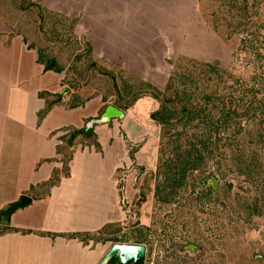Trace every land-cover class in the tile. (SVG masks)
I'll return each mask as SVG.
<instances>
[{"label": "rangeland", "instance_id": "1", "mask_svg": "<svg viewBox=\"0 0 264 264\" xmlns=\"http://www.w3.org/2000/svg\"><path fill=\"white\" fill-rule=\"evenodd\" d=\"M241 1L200 0L196 7H192L195 13L192 10L191 13L184 14L186 17L183 20H177V36L155 37L145 34L131 37V34L128 38L137 40L135 42L130 40L127 45L128 51L124 52H108L105 48L102 49L103 46L100 47L102 50L98 49L99 47L95 49L92 44L95 42L94 39H97L96 36L90 37L80 30L79 18L75 24L72 23L74 20L70 19L71 22L67 25L63 19L41 9L42 30H48L49 33L45 32L48 40L55 39L61 42L59 47L70 43L68 46L65 45L68 52L80 47L81 51L76 53V56L80 57L76 60L81 62V65H91L92 68L98 66L105 73L114 75L117 81L121 78L119 72L130 74L132 78L146 83L159 92L164 91L166 82L174 70V64L184 65L188 61L200 64L216 62L235 78H240L241 82H248L251 78L259 80L263 77L261 70L256 69L258 65L252 61L253 37L249 31L238 30L237 33H232L233 29H227L225 26V19L231 25L239 23L238 8ZM245 1L248 5L255 4V0ZM32 3L39 5L35 1ZM151 9L154 12L153 8ZM250 12L258 14L257 23H263L264 0H259L258 9ZM37 13H32L36 21ZM12 18L16 19H11L10 23L17 25L22 14L20 12L12 14ZM22 20L21 30L28 34L30 24ZM1 21L9 24V20ZM252 22L255 23V20ZM180 23L182 28L179 27ZM46 34H41L43 36L41 39H46ZM120 37H117L118 40ZM169 38L174 39L172 41ZM161 41H164V45L158 43ZM49 47H46L49 50L45 48V54H42L43 61L52 59L51 55L57 48ZM67 56L68 54L65 55L64 61ZM69 69L70 66H66V71L58 74L60 81L56 93L62 95V105L66 108L73 105L80 109L92 97L91 101L102 102L101 111L97 112L95 117L82 120V127L65 126L58 134L52 133L50 138L67 134L70 127L81 130L88 121L99 119L108 107H113L111 99L102 101L101 96H95L97 92L94 88L81 87L79 85L82 84L81 81L76 82L77 86L71 80L68 81L66 74ZM182 71L186 72L185 75L191 72L189 68H182ZM140 86L136 85L135 89H139ZM49 90L50 87L47 91ZM236 95L238 97L237 93ZM157 108L158 104L155 101L141 99L130 109L121 111L124 113L122 119H111L107 124L94 125L90 130L92 132L90 136L91 139L94 138L93 142L97 144L98 149L89 144V141H92L90 138L86 139L79 135L76 139L78 141L76 149L83 152H87L88 148L94 149L97 157L105 158L107 162L112 157L113 176L110 182L114 188L116 202L110 205L113 208L110 212L102 214L109 216L106 217L107 220L111 219L104 225L120 224L121 229L119 233L109 234L108 238L121 240L136 235L145 246L144 264H221L219 254L223 255L224 264H264V152L248 150L245 139L240 141L241 151L236 148L233 152L229 150L218 166L210 161L204 167L203 170L206 172L196 182L192 193V197L197 201L196 215L205 237L202 242L199 236L190 230L187 217L181 213L179 207L172 202L163 203L160 193L158 194L164 181L155 176L158 136L161 131L151 118ZM258 127L261 129V126ZM246 128L247 125H244V130ZM88 131L89 129L86 132ZM198 142L200 140H193L189 144L199 145ZM226 142L232 146L233 142L227 140ZM202 156L207 155L203 152ZM122 157L123 162L119 163ZM95 168L98 167L95 165ZM211 179L216 183V189L210 183ZM213 194L218 196V201L212 199ZM56 235L59 234H52L53 237ZM62 235L66 233L59 236ZM131 238L128 241L134 242ZM90 244L89 242L88 246ZM111 246L110 242L99 243L92 246V249H97L98 255H103ZM256 257H262L260 263Z\"/></svg>", "mask_w": 264, "mask_h": 264}, {"label": "crops", "instance_id": "2", "mask_svg": "<svg viewBox=\"0 0 264 264\" xmlns=\"http://www.w3.org/2000/svg\"><path fill=\"white\" fill-rule=\"evenodd\" d=\"M33 1L51 15L69 20L79 18L80 30L90 37L96 36L92 44L95 49L103 46L108 52H124L128 51L130 40H137L128 38L131 34V37L177 36V20H183L184 14L192 10L195 13L193 8L200 0ZM2 15L0 216H6L1 212L7 211L21 197H29L32 202L9 215L6 221L0 220V264H98L106 252L98 255L97 249H92V242L84 246L76 239L59 235L93 233L111 221L102 213L110 212L113 209L110 205L116 202L110 182L112 157L107 162L105 158L99 159L94 149L83 152L75 148L69 176L60 178L46 200L34 201L29 191L47 181L52 170L61 167L56 154L60 135L54 138L50 135L58 134L65 126L82 127V120L95 117L101 103L90 100L76 111L56 106L38 122V112L44 106L38 92L58 94L59 75L43 71L38 63L37 48L31 49L10 23L1 21ZM5 19L15 18L8 19L5 15ZM169 39L173 41L174 38ZM158 43L164 45V41ZM49 87L51 90L47 91ZM118 162H123V157ZM52 234L59 235L53 237Z\"/></svg>", "mask_w": 264, "mask_h": 264}, {"label": "trees", "instance_id": "3", "mask_svg": "<svg viewBox=\"0 0 264 264\" xmlns=\"http://www.w3.org/2000/svg\"><path fill=\"white\" fill-rule=\"evenodd\" d=\"M258 6L259 0H255V4L252 5H248L245 0H242L238 8L239 23L231 25L225 19V26L227 29H233L232 33H237L238 30L250 32L254 41L251 51L254 55L252 61L258 65L256 69L261 70L262 79L251 78L248 82H241L240 78H235L229 71L219 67L216 62L200 64L188 61L184 65L176 66L174 64V70L169 76L163 92L149 87L146 83L144 84L124 72H119L121 78L117 81L114 75L105 73L98 66L92 68L91 65H81V62L76 60L80 57L76 56V53L81 51L80 47L68 52L65 50V45L68 46L70 43L59 47L61 42L47 39L46 33L49 32L42 30L43 12L37 3L25 0H0V10H2L0 14H3L4 21L6 20L5 15L9 19V17L12 18V14H18V12L22 14V18L28 16L24 20L19 19L17 25H12L10 19L7 21L14 29L13 31L22 36L26 43H29L31 49L37 48L38 63L43 66L44 72L59 74L66 71V66H70L66 74L68 81L71 80L76 86L81 81L82 84H79L81 87L94 88L97 92L95 96H101L102 101L111 99L113 107L119 111L130 109L137 101L145 98L158 104V108L151 118L161 131L158 136L155 176L162 179L164 184L158 194L160 193L163 203L172 202L179 207L181 213L187 217L190 230L203 242L205 237L196 215L197 201L192 197V193L196 182L206 172L203 170L204 167L210 161L218 166L229 150L233 152V149L236 148L241 151L240 141L245 139L248 141H246L248 150L264 152V21L257 23L256 16L258 14L250 12L258 9ZM30 10L39 13V15L37 13V21ZM56 18L63 19L67 25L71 22L58 15ZM21 20L30 24L28 25L31 27L28 34L21 30ZM252 20H255V23ZM75 21L76 19L72 23L75 24ZM253 28L254 30H252ZM41 34H46V39H41L43 38ZM47 43L49 45L46 46ZM49 46L57 47L56 51L60 50L51 55L52 59L43 61L42 54H45L44 50ZM49 48L46 49L49 50ZM50 52L47 53L50 54ZM67 54V59L64 61ZM181 67L189 68L191 72L185 75L186 72H183ZM192 73L196 74L192 75ZM136 85L141 86L139 89H135ZM38 98L44 101L43 108L38 112V122H41L54 107L63 106L62 95L59 94L44 91L38 94ZM91 99L92 97L89 98V100ZM63 107L66 110L77 108L73 105L69 108ZM100 111L101 109L98 113ZM244 125H247L246 130H244ZM258 126H261V129ZM68 130L67 134L58 139L60 144L56 148L61 167L52 170L47 181L31 188L29 192L33 195L34 201L46 200L50 190L60 183V178L69 176V163L76 145H78L76 139L79 135H83L86 139L90 138L92 141H89V144L97 148V144L93 142L94 138L91 139L90 136L92 132H86L85 128L76 130L70 127ZM225 139L233 142L232 146H229L230 143H227ZM193 140H200L199 145L197 143L189 144ZM202 151L206 153L207 158L202 156ZM212 199L219 200L216 194L212 195ZM8 218V216H0V220L3 221ZM120 229V224L113 223L104 225L98 233L71 234L61 237L76 239L84 246L89 242H92L93 246L107 242L112 245H142L136 235L130 237L134 242H129V237L121 240L108 238L109 234L119 233ZM218 257L221 264H224L223 255L219 254ZM107 264H119V262L117 258L113 257Z\"/></svg>", "mask_w": 264, "mask_h": 264}, {"label": "water", "instance_id": "4", "mask_svg": "<svg viewBox=\"0 0 264 264\" xmlns=\"http://www.w3.org/2000/svg\"><path fill=\"white\" fill-rule=\"evenodd\" d=\"M124 113L117 110L115 107H108L99 119H92L86 123L85 129H91L94 125H103L111 121V119H122ZM210 183L216 189V183L211 179ZM32 200L29 197H21L16 203H14L7 211L1 212L2 215H12L14 212L20 209H24L30 206ZM145 246L132 245V244H115L112 245L109 250L103 255L98 264H107V262L115 257L119 264H144L145 260ZM262 257H256V260L260 263Z\"/></svg>", "mask_w": 264, "mask_h": 264}]
</instances>
